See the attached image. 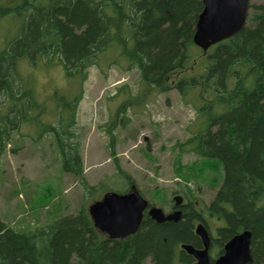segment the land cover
Wrapping results in <instances>:
<instances>
[{"label":"trees","instance_id":"16d2710c","mask_svg":"<svg viewBox=\"0 0 264 264\" xmlns=\"http://www.w3.org/2000/svg\"><path fill=\"white\" fill-rule=\"evenodd\" d=\"M203 7V0H20L0 5V19L8 15L21 19L16 36L0 48V165L6 155L24 149L15 134L24 124L42 126V133L50 132L58 140L66 175L83 186L78 208L62 209L52 221L19 228L0 216V264H194V257L181 245L203 247L195 226L204 216L192 205L178 221L158 223L145 213L139 229L124 238L112 239L101 232L88 201L96 199L93 195L105 183H88L82 142L74 129L83 93L59 104L57 123H44L46 104L23 85L17 69L20 58H44L60 63L69 77L83 85L88 69L111 49L138 69L142 82L160 92L178 88L184 93V85L203 84L211 99L198 108L203 127L190 136L187 150L199 157L192 166L201 163L223 173L207 204L208 213L224 222L217 228L214 244L222 252L229 239L248 229L250 264H264V0L250 2L243 28L206 51L193 41ZM194 47L205 54L202 75L175 81L174 74L185 69ZM129 106V102L120 106L108 127L117 123L126 127ZM107 131L110 157L128 180L126 189L117 192L126 193L133 184L152 205L151 197L164 199L159 189L148 198L121 167L115 150L117 134ZM137 135L138 131L132 137ZM177 163L180 172L184 164L180 158ZM179 176L186 178L184 171Z\"/></svg>","mask_w":264,"mask_h":264},{"label":"rangeland","instance_id":"374dc122","mask_svg":"<svg viewBox=\"0 0 264 264\" xmlns=\"http://www.w3.org/2000/svg\"><path fill=\"white\" fill-rule=\"evenodd\" d=\"M0 1L9 6L20 0ZM20 21L13 15L0 19V48L16 36ZM192 55L185 69L174 74L175 81L202 75L205 54L194 47ZM17 69L23 85L46 104L47 111L42 114L44 123H57L59 104L83 93L74 129L82 142L84 174L89 184L105 183L88 205L101 199L106 191H123L128 185L110 157L109 128L117 134L115 150L121 167L133 175L148 198L154 194L153 190H162L160 193L165 198L159 201L158 197H151L154 205L168 211L175 191L179 194L189 191L199 201L198 207L205 209L209 228L214 237L217 235L218 226L224 222L208 214L207 204L214 197L223 173L212 172L201 163L192 166L199 157L187 150L191 148L190 136L203 127L198 108L211 99L202 90L201 82L190 88L184 85V93L178 88L160 92L142 82L138 69L117 49L100 55L97 63L88 69L83 85L77 78L69 77L60 63L44 58L35 61L20 58ZM126 102L130 104L126 112L128 125L117 123L114 128L108 127L118 108ZM42 128L24 124L15 133L22 139L24 149L17 154L9 153L0 165V216L19 228L52 221L62 209L75 210L77 197L83 191L81 181L69 177L63 169L58 140L50 132L42 133ZM136 131L138 135L134 139L132 135ZM178 158L184 164L180 172L184 171L186 178L179 176Z\"/></svg>","mask_w":264,"mask_h":264},{"label":"water","instance_id":"95a60500","mask_svg":"<svg viewBox=\"0 0 264 264\" xmlns=\"http://www.w3.org/2000/svg\"><path fill=\"white\" fill-rule=\"evenodd\" d=\"M251 0H203L193 41L196 46L208 50L212 45L229 39L238 33L247 21ZM175 211L166 213L157 205H151L136 185L126 193L110 191L88 206L95 226L110 238H124L135 233L145 212L156 222L178 221L182 216L183 197L172 198ZM203 247L183 243L181 249L193 256L194 264H211V236L203 222L195 226ZM252 232L248 229L237 233L224 245V252L213 264H250L252 257Z\"/></svg>","mask_w":264,"mask_h":264},{"label":"flooded vegetation","instance_id":"af4514ba","mask_svg":"<svg viewBox=\"0 0 264 264\" xmlns=\"http://www.w3.org/2000/svg\"><path fill=\"white\" fill-rule=\"evenodd\" d=\"M0 5H4V4H2L1 1H0ZM132 186H133V184L130 185L129 190L131 189ZM177 192L178 191H175L174 195L178 194V195H181L183 197V206L181 208L182 209V213H184V209L185 208H187L188 206L192 205V207L194 209H196V211L198 213H202L203 214V216H204L203 220L199 221V222H203L205 224V226H206V228H207V230H208V232H209V234L211 236L210 255H211V264H213L214 260L216 258H218L221 254H223L224 247H223V251L220 252V248L214 244V239L217 238V235L214 237V235L212 234V232H211V230L209 228V225L207 223L206 217H205V209H201V208L198 207L199 201L194 200L195 196L191 195V192H189V191H183V192H181V194H179ZM175 210H176V208L174 207V203H173V201H171L168 212H172V211H175ZM208 214H210V213H208ZM210 215H212V214H210Z\"/></svg>","mask_w":264,"mask_h":264}]
</instances>
